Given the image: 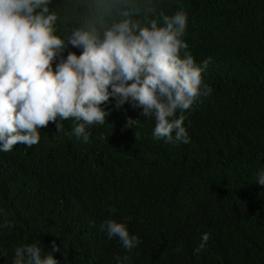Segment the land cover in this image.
Here are the masks:
<instances>
[{
	"label": "trees",
	"instance_id": "16d2710c",
	"mask_svg": "<svg viewBox=\"0 0 264 264\" xmlns=\"http://www.w3.org/2000/svg\"><path fill=\"white\" fill-rule=\"evenodd\" d=\"M154 2L167 15L184 10L188 51L198 64L211 58V95L176 114L190 142L156 139L153 117L110 99L87 142L69 119L60 132L41 128L37 145L0 152V264H13L17 247L47 254L53 242L58 264H264V0ZM83 4L52 0L61 38ZM81 51L69 45L63 56ZM129 117L139 123L126 126ZM109 219L139 238L136 248L108 238Z\"/></svg>",
	"mask_w": 264,
	"mask_h": 264
},
{
	"label": "clouds",
	"instance_id": "9594fccd",
	"mask_svg": "<svg viewBox=\"0 0 264 264\" xmlns=\"http://www.w3.org/2000/svg\"><path fill=\"white\" fill-rule=\"evenodd\" d=\"M51 4L0 0V152L18 143L37 145L41 128L55 123L60 132L69 119L79 122L71 135L87 142L86 126L105 123L111 113L102 105L110 99L116 109L129 103L153 117L156 139L189 143L186 117L176 114L192 109L212 88L204 82L211 58L198 64L183 40L187 13L167 15L154 0H84L83 16L65 39L56 34L60 17ZM69 45L81 53L65 58ZM139 120L129 117L126 126ZM256 183L264 185V170ZM101 228L126 250L140 242L116 220ZM208 240L204 233L194 254ZM56 251L55 242L47 254L37 243L17 247L13 264H58Z\"/></svg>",
	"mask_w": 264,
	"mask_h": 264
}]
</instances>
